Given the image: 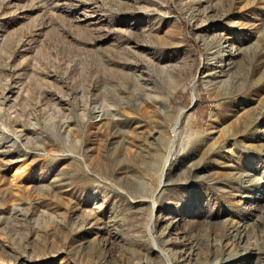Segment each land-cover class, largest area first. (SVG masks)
Masks as SVG:
<instances>
[{
	"label": "rangeland",
	"instance_id": "374dc122",
	"mask_svg": "<svg viewBox=\"0 0 264 264\" xmlns=\"http://www.w3.org/2000/svg\"><path fill=\"white\" fill-rule=\"evenodd\" d=\"M0 264H264V0H0Z\"/></svg>",
	"mask_w": 264,
	"mask_h": 264
},
{
	"label": "bare ground",
	"instance_id": "6f19581e",
	"mask_svg": "<svg viewBox=\"0 0 264 264\" xmlns=\"http://www.w3.org/2000/svg\"><path fill=\"white\" fill-rule=\"evenodd\" d=\"M177 125H178V122L176 123V125H175L174 127H176ZM176 128H177V127H176ZM171 155H172V150H170L169 155H168V157H167L165 168L167 167V165H168V163H169V160H170V158H171Z\"/></svg>",
	"mask_w": 264,
	"mask_h": 264
},
{
	"label": "water",
	"instance_id": "95a60500",
	"mask_svg": "<svg viewBox=\"0 0 264 264\" xmlns=\"http://www.w3.org/2000/svg\"><path fill=\"white\" fill-rule=\"evenodd\" d=\"M194 102L192 103V105H191V107H190V109L194 106ZM180 119H181V117H180ZM180 119H179V122H180ZM162 187V186H161Z\"/></svg>",
	"mask_w": 264,
	"mask_h": 264
}]
</instances>
